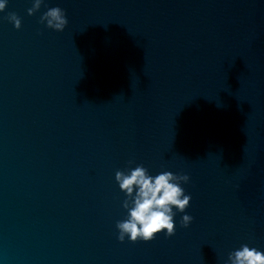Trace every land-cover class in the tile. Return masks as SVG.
I'll use <instances>...</instances> for the list:
<instances>
[{
  "label": "water",
  "instance_id": "water-1",
  "mask_svg": "<svg viewBox=\"0 0 264 264\" xmlns=\"http://www.w3.org/2000/svg\"><path fill=\"white\" fill-rule=\"evenodd\" d=\"M32 3L0 12V264L264 252V0ZM52 7L62 32L40 22ZM137 165L190 178L172 237L118 240L115 173Z\"/></svg>",
  "mask_w": 264,
  "mask_h": 264
},
{
  "label": "clouds",
  "instance_id": "clouds-1",
  "mask_svg": "<svg viewBox=\"0 0 264 264\" xmlns=\"http://www.w3.org/2000/svg\"><path fill=\"white\" fill-rule=\"evenodd\" d=\"M43 3L44 0H33L32 7L27 10L28 15L35 14ZM6 4L7 0H0V12L5 11ZM7 19L16 29L21 28V19L15 13H9ZM40 22L61 32L68 24L65 11L60 7L49 8L40 17ZM189 179L186 174L178 175L170 171L152 176L143 165L130 168L127 172L117 171L115 180L120 190L126 194L122 206L128 213L126 219L116 223L118 240L124 242L128 237L131 242H149L161 232L166 237L175 235L174 217L177 212L184 213L192 199L181 187ZM192 221L193 217L185 214L182 216L181 226L187 228ZM225 264H264V252L244 244L229 253Z\"/></svg>",
  "mask_w": 264,
  "mask_h": 264
}]
</instances>
